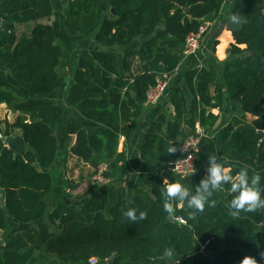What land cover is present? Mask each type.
<instances>
[{"label": "trees", "instance_id": "obj_1", "mask_svg": "<svg viewBox=\"0 0 264 264\" xmlns=\"http://www.w3.org/2000/svg\"><path fill=\"white\" fill-rule=\"evenodd\" d=\"M262 3L234 1L230 16L239 14V20L231 22L234 43L230 47L231 55L238 58L222 72L229 98L254 117L250 124L233 117L219 130L218 138L200 137L195 172L176 176L168 165L179 157L181 142L197 128L211 131L219 119L211 111L221 110L223 103L221 88L210 92L214 81L205 68L188 71L185 80L191 100L182 89H174L169 96L174 119L161 114L140 148L141 161L157 160L161 165L150 176L154 188L136 187L130 200L119 188L111 206L107 192L100 191L88 201L86 212L91 217L81 219L48 212L44 203L57 154L68 150L93 171L106 164L107 176L116 169L123 158L119 141L130 137L147 91L156 78L173 74L187 36L204 23H214L220 5L217 0H0V105L17 110L13 122L0 120V134L21 136L26 145L25 152L14 157L0 141L4 198L0 231L7 216L30 225L0 247V264H27L39 250L63 264H88L92 258L98 264H250L249 258L264 264V255L259 254V240L264 246V209L235 213L231 182L220 191L209 184L212 203L202 212L186 205L209 179L207 170L213 161L223 164L234 178L245 168L250 180L259 174L264 187V136L259 134L264 131ZM103 11L106 15L100 21ZM12 25H29L30 30L18 36L15 30H7ZM97 27L95 43L105 49L92 50L87 58L77 60L67 89V80L58 72L64 49L70 50L73 42ZM136 41L140 42L137 49L126 51L119 63L111 50L126 49ZM134 59L140 62L137 68ZM65 103L76 105L95 128L73 119L65 122L61 108ZM170 146L176 149L172 154ZM175 182L188 187L190 195L183 202L174 201L175 212L169 215L163 209L164 189ZM130 208L136 210V221L124 215ZM140 212L147 213L144 219L139 218ZM178 217L184 224L176 221ZM56 222L51 230L50 224Z\"/></svg>", "mask_w": 264, "mask_h": 264}, {"label": "crops", "instance_id": "obj_2", "mask_svg": "<svg viewBox=\"0 0 264 264\" xmlns=\"http://www.w3.org/2000/svg\"><path fill=\"white\" fill-rule=\"evenodd\" d=\"M235 0H217L220 5L219 17L210 25L209 31L201 40L200 48L195 55L180 56V61L171 76L166 78L167 88L161 99L155 104L144 103L139 107V114L134 119L131 135L127 140L121 138L118 145V152L123 154L122 161L118 167L110 171L108 182L103 185H92L90 177L93 170L83 163L75 159L68 150H63L57 154L56 160L51 167L52 187L49 193L44 198V203L48 212L58 211L61 215H72L81 219H89L90 214L86 212L88 201L100 191H106L108 194V205L111 206L116 201V194L119 188H123L127 200L133 196L136 187L144 188L150 191L154 188V184L150 180V176H154L160 170L161 165L157 160L141 161L139 157L140 148L144 142L146 132L150 125L154 123L161 114H164L170 121L174 119V112L169 103L170 93L180 88L184 91L187 101L191 100L187 90L185 74L195 68H205L213 77V85L210 92L213 93L216 87L221 88L223 92V103L221 110H212L214 115H218L219 119L211 131H204V135H209L218 138L219 130L224 127L233 117L242 118L248 124L254 119L249 114H245L240 105L233 102L226 91L223 81L222 72L224 67L237 60V56L231 55V44L234 43L231 33V22L229 21L230 12ZM104 12V11H103ZM99 13L101 21L105 13ZM222 29L213 38L212 34L217 28ZM7 30H14L15 25L6 26ZM97 29H94L89 34L82 37L80 40L73 42L71 56L77 58H87L88 53L92 50H104V47L95 43V34ZM140 45L139 41L134 42L126 49L111 50L116 54L117 60L120 63V58L128 50L137 49ZM243 49L244 46L240 45ZM78 55V56H77ZM77 56V57H76ZM133 67L140 66L136 59L133 61ZM70 67V64H69ZM76 67V66H75ZM74 64L71 65V70L74 72ZM57 105V103H55ZM6 105H0V112ZM63 117L66 122L68 119H73L78 123L89 124L95 128V124L85 120L76 110V105L62 104ZM17 117V112L12 117V120L6 119L8 122H13ZM4 117H0V120ZM9 118V117H8ZM72 137V143H74ZM210 169V168H209ZM209 169L207 170L210 175ZM58 222L50 224V229L55 230ZM30 228L28 224H21L9 216L6 218L5 229L0 231V244H4L15 233L25 232ZM260 253L264 255V246H260ZM27 264H63L52 255H48L44 251H37Z\"/></svg>", "mask_w": 264, "mask_h": 264}, {"label": "clouds", "instance_id": "obj_3", "mask_svg": "<svg viewBox=\"0 0 264 264\" xmlns=\"http://www.w3.org/2000/svg\"><path fill=\"white\" fill-rule=\"evenodd\" d=\"M239 20V14H232L229 17V21L237 23ZM176 151L174 146L168 148L169 154ZM210 177L204 180L200 187L197 189L195 195H189V188L180 182L168 184L164 189V195L166 199L163 203V209L169 215L174 214L175 207L174 201H185L187 199V207L193 209L196 212H202L205 206L211 204L212 201L208 199V196L212 195V190L220 191L222 185L227 182H231V191L236 195L231 199V208L235 213L241 211L254 212L257 209H264V187L260 186L261 176L254 174L249 179L248 169H241L239 174L234 178L230 174V170L226 169L223 164L212 162V166L209 169ZM209 184L212 186V190H209ZM207 193V196L204 195ZM124 215L131 221L137 220V213L134 208H130L125 211ZM146 212H140L139 218L144 219ZM165 255H170L169 252H165ZM250 259V264H257V261L253 258Z\"/></svg>", "mask_w": 264, "mask_h": 264}, {"label": "built area", "instance_id": "obj_4", "mask_svg": "<svg viewBox=\"0 0 264 264\" xmlns=\"http://www.w3.org/2000/svg\"><path fill=\"white\" fill-rule=\"evenodd\" d=\"M210 23H204L200 25L195 33H191L187 36L184 47L182 50V56L195 55L201 44V40L205 34L209 31ZM167 88V82L165 79L156 78L155 84L149 88L146 94V104L157 103ZM204 135V131L197 128L196 133L188 136L183 142H181L179 149V157L172 163V171L178 177L192 175L195 172V154L198 150L200 137ZM108 166L101 164L93 171L90 177V183L92 185H103L108 182ZM176 221L180 224H184L181 218H176ZM88 264H98L96 258H92L88 261Z\"/></svg>", "mask_w": 264, "mask_h": 264}, {"label": "rangeland", "instance_id": "obj_5", "mask_svg": "<svg viewBox=\"0 0 264 264\" xmlns=\"http://www.w3.org/2000/svg\"><path fill=\"white\" fill-rule=\"evenodd\" d=\"M63 2H65V0H62ZM104 13H106L104 11ZM106 15V14H105ZM66 22V23H65ZM65 24H66V27L67 28H70V24L68 23V20L67 18L65 19ZM17 33L18 36H21L22 34H27L30 30V26L29 25H22V26H16V28L14 29ZM73 46V44H72ZM71 53H72V48L68 51H66L64 49V55L62 57V61H61V65L59 66L58 68V72H59V75L62 79H66L68 84L66 86V88L68 89L69 86H70V81L72 79V73L73 71H70L71 70V65L74 64V67L76 66L77 64V61L76 59L78 58H75V57H72L71 56ZM69 64H70V67H69ZM64 77V78H63ZM62 98V97H61ZM35 99H39V100H49V98H32V101L35 100ZM63 100V99H62ZM55 103H58V101H54ZM64 102H65V99H64ZM4 108V111L2 110L0 112V117H4L3 119H8V120H12L14 114H16L17 110L14 108V107H3ZM9 117V118H8ZM259 235V234H258ZM259 243L262 244V241L259 240Z\"/></svg>", "mask_w": 264, "mask_h": 264}, {"label": "water", "instance_id": "obj_6", "mask_svg": "<svg viewBox=\"0 0 264 264\" xmlns=\"http://www.w3.org/2000/svg\"><path fill=\"white\" fill-rule=\"evenodd\" d=\"M262 11L264 13V0L262 3ZM111 14H114L113 9H110ZM222 29V27L220 26L219 28H217V30L214 31V33L212 34V37L214 38L216 36V34ZM250 53L246 52L244 54L245 57L249 56ZM259 134L264 136V131H259ZM0 141H2L4 143V145L10 149L13 152L14 157H18L20 155H22L25 152L26 149V145L22 139L21 136H9V137H4L3 135L0 134ZM169 169L172 170L173 169V164H169L168 165ZM0 205L4 206V198L3 196L0 194ZM169 221L172 222L173 219L169 218ZM2 242L0 241V244ZM262 255V254H260ZM112 261V258L108 259V263H110Z\"/></svg>", "mask_w": 264, "mask_h": 264}]
</instances>
